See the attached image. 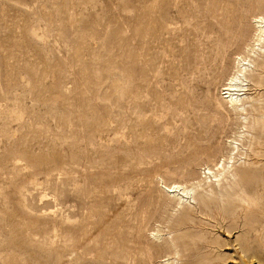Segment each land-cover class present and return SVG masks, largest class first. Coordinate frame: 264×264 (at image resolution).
I'll return each mask as SVG.
<instances>
[{
	"label": "rangeland",
	"instance_id": "374dc122",
	"mask_svg": "<svg viewBox=\"0 0 264 264\" xmlns=\"http://www.w3.org/2000/svg\"><path fill=\"white\" fill-rule=\"evenodd\" d=\"M243 3L0 0V264H241L209 219L172 249L161 180L203 177L239 131L212 31Z\"/></svg>",
	"mask_w": 264,
	"mask_h": 264
},
{
	"label": "bare ground",
	"instance_id": "6f19581e",
	"mask_svg": "<svg viewBox=\"0 0 264 264\" xmlns=\"http://www.w3.org/2000/svg\"><path fill=\"white\" fill-rule=\"evenodd\" d=\"M255 1L258 7L252 0H244L234 12L237 17L230 28L233 16L212 31L218 56L231 58L232 65L229 78L221 85L220 98H215L217 108L234 115L239 125V131L228 140L226 156L213 166L211 162L207 164L204 176L191 179L188 185L160 179L169 205L183 211L174 220L172 228L180 232L169 242L172 249H184L191 240L188 231L201 228L204 219H209L217 230L228 235L239 230L235 238L239 251L235 253L241 264H264V218L258 194V188H264V0ZM245 19H251L253 28L249 38ZM159 236L157 232L155 237ZM196 238L202 241V237ZM178 255L176 250L169 260L177 264ZM216 261V257H209L206 264H217Z\"/></svg>",
	"mask_w": 264,
	"mask_h": 264
}]
</instances>
